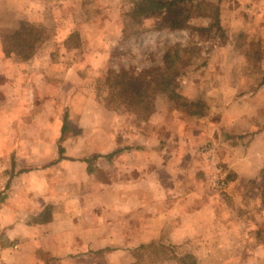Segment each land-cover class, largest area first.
<instances>
[{
	"label": "rangeland",
	"instance_id": "374dc122",
	"mask_svg": "<svg viewBox=\"0 0 264 264\" xmlns=\"http://www.w3.org/2000/svg\"><path fill=\"white\" fill-rule=\"evenodd\" d=\"M69 3L68 10L64 11L61 0H0V55L9 59L0 69L10 68L15 76L24 74L49 101L39 106L37 112L21 115L23 120L17 124L21 130L16 139L20 146L27 144L32 154L58 156L57 149L62 147L67 158L98 170L95 177L99 176L98 180L102 181V171L108 166L99 151L104 150V131L106 142L104 129L110 127L111 149L106 154L114 156L127 148L121 144L123 139L131 143L134 138L148 143L157 140L159 152L166 155L163 161H170L167 155L172 151V144L163 147L165 138L177 136V130L191 135L192 129H199L205 116H210L212 122L221 121L222 116L230 117L228 110L235 101L236 89L256 90L262 84L264 68L258 52L261 46L255 38L247 40L245 33L228 32L229 28L221 24L220 7L215 0H193L185 4L191 15H208L202 24L186 19L179 29L162 30L158 29L157 17L144 14L147 0ZM21 14L25 18H19ZM38 18L41 20L37 21ZM70 21L79 38L68 44L69 37L65 39L66 34L56 31ZM93 24L94 33L90 30ZM222 43L229 44V47L223 45L227 47L224 53L220 50ZM36 58L43 64L38 66ZM74 62L79 65L74 72L78 76V91L73 89L70 96L67 92L70 84L64 88L61 84L63 75ZM247 74L251 75L249 82L242 78ZM154 114L153 120L162 124L159 133L158 126L150 122ZM36 122L48 128H43L46 133L41 129L38 133L32 131L23 141L24 127ZM64 122L69 130L60 138L59 142L64 140L62 144L53 140L43 146L28 145L30 139L39 136L50 139L53 133V139H57L56 132ZM183 122L187 123V128L177 126ZM166 123L177 130H166ZM85 135H97L100 145H86ZM229 135L230 132H222L224 140ZM202 145L198 147L200 153L204 148L215 149L213 142ZM161 148H165L164 152ZM181 148L177 151L184 159ZM112 162L111 178L116 181L119 176L124 178V172L119 173L124 161L115 157ZM35 163L42 164L33 161L32 166ZM160 165L159 159L160 177L168 182V172ZM84 167L77 170L81 173ZM194 167L195 176L205 182L202 192L207 199L211 196L216 201L218 218L222 219L216 230L223 241L214 242V235L207 240L190 239L179 244L161 238L138 248L136 257L127 264H180L186 253L197 255L196 264H264L254 252L264 238V173L254 180L237 183L233 174H221L212 166L208 170ZM91 186L88 182L79 183L77 198L69 194L67 200H101L98 194H89L93 192ZM106 200L117 204L118 196L111 194ZM108 249H94L84 260L88 264H108L109 261L119 264L125 260L118 254L109 258ZM218 250L223 257L213 256L220 253ZM252 252L253 258L250 257ZM71 260L38 258L36 264H71ZM25 261L21 259L22 264Z\"/></svg>",
	"mask_w": 264,
	"mask_h": 264
},
{
	"label": "crops",
	"instance_id": "0c3cea01",
	"mask_svg": "<svg viewBox=\"0 0 264 264\" xmlns=\"http://www.w3.org/2000/svg\"><path fill=\"white\" fill-rule=\"evenodd\" d=\"M71 1L75 0H61L64 11L68 10ZM215 1L220 7L221 24L229 28L228 32L232 35L245 33L249 41L256 39L257 45L261 46L258 52L264 68V0ZM206 16L192 14L188 20L200 25ZM21 17L25 18L23 14ZM40 20L38 18L37 21ZM72 24L70 21L66 26L58 27L56 33L60 30L59 33L66 34V39L74 32ZM90 30L96 31L94 24ZM221 45L220 50L224 53L229 44ZM39 59L35 61L38 66L43 64ZM8 60L0 55V68ZM78 66L75 62L70 64L63 75L61 85L64 88L70 84L67 90L70 96L73 89L78 91V76L74 73ZM3 70L0 69V76L5 77L0 78V264H22V258L26 260L25 264H36L38 258L72 259L71 264H81L82 261L88 264L84 258L92 255L94 249L108 247H113L112 251L108 249L109 258L118 254L125 259L120 263L127 264L136 257L138 248L161 238L179 244L190 239L207 240L214 235V242L223 241L216 230L222 223L218 218L216 201L211 196L207 199L202 192L205 182L195 176L196 170L192 166L203 170L212 166L221 174H233L237 183L254 180L264 173V78L256 90L236 89L235 101L228 110L230 117L222 116L221 121L212 122L210 116H205L199 129H192L193 135H183L166 123V130L179 132L177 136L165 138L167 141L162 145L172 144L171 155H167L170 161H163L166 155L159 152V141L148 143L137 138L132 139L133 143L123 139L121 144L127 148L114 156L108 155L111 129H104L106 142L104 131V150L99 154L103 155L108 167H104L103 180L100 181L99 176L95 177L98 170L89 169L87 163L84 167L79 160L67 158L62 147L59 151L57 149L58 156L46 157L37 155L38 152L30 153L23 142L24 146H20L16 136L21 130L17 126L23 120L21 115L37 112L39 106L49 101L24 74L15 76L10 68ZM242 78L249 82L251 75ZM155 116L152 115L150 122L158 126L156 130L159 133L162 124L153 120ZM64 125L65 122L61 123L56 132L57 139H53V133L50 139L41 136L30 139L28 145L43 146L53 140L62 144L64 140L59 142L60 138L69 130ZM181 125L188 127L187 123H177L178 127ZM43 128L41 123H28L24 127L23 141L30 137L32 131L38 133L41 129L46 133V128ZM223 131L230 132L227 140L222 137ZM84 138H87L86 145H100L97 135H85ZM206 142H213L215 149L204 148L200 153L198 147ZM178 147H182L184 159L179 156ZM161 149L164 152L165 148ZM113 157L124 161L119 167L124 178L119 176L117 181L111 178ZM159 159L160 166L168 172V182L160 177ZM33 161L42 164L32 166ZM187 162L189 164L186 165ZM78 167H84V170L80 173ZM82 182L92 185L93 192L89 194H98L102 199L68 201L69 194L77 198L79 183ZM111 194L118 196L117 204L106 200ZM254 252L264 262V238ZM213 256L223 257V254L220 251ZM250 257L253 258L254 253ZM108 264L115 262L109 261Z\"/></svg>",
	"mask_w": 264,
	"mask_h": 264
},
{
	"label": "trees",
	"instance_id": "16d2710c",
	"mask_svg": "<svg viewBox=\"0 0 264 264\" xmlns=\"http://www.w3.org/2000/svg\"><path fill=\"white\" fill-rule=\"evenodd\" d=\"M191 1L193 0H147V4L143 7L144 14L148 17H157L158 29L160 30L179 29L182 27L184 21L190 18V10L185 4ZM77 38H79V33L74 31L66 40V43L69 44ZM69 46L74 47L75 45ZM180 264H196V256L192 253H186Z\"/></svg>",
	"mask_w": 264,
	"mask_h": 264
}]
</instances>
